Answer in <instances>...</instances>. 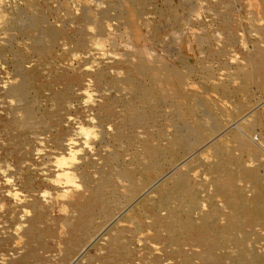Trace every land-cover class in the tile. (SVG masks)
<instances>
[{
	"label": "rangeland",
	"instance_id": "1",
	"mask_svg": "<svg viewBox=\"0 0 264 264\" xmlns=\"http://www.w3.org/2000/svg\"><path fill=\"white\" fill-rule=\"evenodd\" d=\"M170 1H172V4ZM191 1L152 0L147 3V7L141 12L140 7L130 3L129 0H0V91L3 90L1 92H4H0V117L1 115L2 117L14 116L13 110L19 106V104H24L16 93H14V95L12 94V91H15V88L22 79L21 73L16 67V61H18L17 58H21L20 65L22 71L30 72L36 69L38 75V79H31V100L33 99L32 101L37 108L38 114L35 116L27 115L23 109H19L20 111L18 110V114L14 113L20 123V125L17 124V131L25 133L23 135L25 140L23 146L26 155L20 163L21 165L12 162H2L0 156V161L3 163V165L0 163V207H2V210L0 209V215L6 216L11 212L10 209L17 208L16 212L11 213L13 215L9 214L11 219L14 218L16 223L7 230L0 227V245H2L1 242H3L5 236H10L9 247L4 249L0 246V264H6V262L3 261V258L7 261V258L9 259L18 256V251L22 248V244L25 240L23 238L21 227L24 229V226L25 228L28 226V220L34 212L32 205L33 202H40L47 208L49 215L59 220L58 222L61 220L58 225L59 233L62 236L63 234L65 235L66 227H64L65 223H63L62 220L67 217L69 210H67V213L66 209L68 208L63 206V201L66 199L64 196H68L72 189V192L82 190L83 183L80 176L82 175V172H88L87 167L84 166L87 162H82L83 165L81 163L79 164V162L90 159L96 162L95 164L97 166H101L110 154H114V156L121 159L122 163L128 167V169L132 168L131 164L134 160V156L142 151V142L149 137L146 132L147 130H144L143 127L140 126L126 124V128L135 131L137 137L135 141H130V143L127 139L120 143L115 142L114 134L116 133L117 128L123 124L122 121L126 122L127 119L125 118L130 105L134 104L139 106V108H144L145 104L149 102H144V100L142 102L140 97L143 94L142 90L145 88H150L152 95L158 94L160 100L159 108L161 115L163 116L162 118H164L162 121L164 120L166 123L167 132H172L174 130L171 125L176 122V120L172 118L171 120L169 118L170 115H173L175 118H182L180 119L182 122H194V117H192L193 115L191 112H197L200 110L201 101L199 99L202 97L204 100L215 105L217 110H215V112H217V114L211 116V118L213 121L216 118L217 120H221L223 122L222 130L228 128V133L226 131L225 133L220 134L222 130H219L218 132L217 123H211L209 115L203 114L200 119L203 128L201 134L207 138V140L202 143L203 147L200 145L192 151L194 153L190 152L192 155L189 153H179L175 155L174 158L168 161L169 164L167 163V165H164L163 171L158 172L157 178L153 180L149 189L143 185L145 181H142L143 184L141 183L140 180L142 175H140V173L136 174L135 178L138 185H143L140 188L142 190L137 193L131 203H127L126 205L123 203L120 208L115 211L113 218L110 219L109 222H106L107 225L105 224L101 230H98L99 232L97 231L98 233L95 235L97 237L91 239V244L88 246L89 248L87 247L84 258L80 260L79 257H77L79 259L77 264H84L86 261L85 257L89 258L90 255L95 256L96 253H105L106 250L102 247H105L110 240L113 230H124L127 237L129 236L128 230L133 228V223L125 221L123 216L127 215L129 209L136 206L145 197H155L157 195L156 191L158 187L165 183V180L159 183L161 179L159 177L167 174L168 171L170 172L166 176L169 177L173 173L172 171L187 170L186 163L188 164L195 159L202 160L206 163L215 160L214 155H212V145L228 140L230 131H236V126L232 124L237 122V119L240 116L233 118V115L236 114V109L233 104L212 88L203 91L204 89L201 88L200 85L205 84V86L211 87L221 80L223 81L227 79L229 70L225 64L228 66L232 65V68L234 65L245 63L242 52L249 50L255 45V42L260 41V33L258 30L262 29V31H264V29L261 28L264 26V19L260 14L263 3L262 0H234V5L231 10L227 5H223L224 7L221 5L218 9L213 7V4L216 2L213 0H194L192 4ZM99 4L101 5L98 6ZM186 8H188V10H186ZM241 9H243V11ZM84 12H86L85 16H83ZM103 12H105V14ZM218 13H220V15ZM41 15L45 16L44 20L37 25L40 28L39 31L42 32L38 33L35 31L33 33L31 28L32 24H34V18ZM223 17H226L228 23L224 22ZM159 22V27H161L160 31L157 34H154L153 26ZM14 24H17L16 27ZM139 24L142 25L140 26ZM88 25H90V27H88ZM49 26H52L55 29L65 30L67 35L52 40L47 34L43 33V30ZM258 27L260 28L258 29ZM37 33L41 37L40 40L35 38ZM228 33L230 34L231 39H233V46L231 44H226ZM198 36H203L209 40H207V44L204 47L203 45L201 46L202 42L200 39L199 42L201 44L198 43L199 46H197ZM119 38L122 39L119 41ZM39 45L44 48L43 51L38 48ZM6 47L7 49H5ZM177 47H179V50H177ZM223 47L228 49L227 55L223 57L215 56V54L221 51ZM196 51L198 53H196ZM41 54L45 57H42ZM135 59L136 61H134ZM237 59H240L241 61H238ZM223 60L225 61V64H223ZM31 61H39V63L36 64L35 62L34 64V62ZM144 67L147 71L141 73L139 70L144 69ZM177 70L186 76L184 84L186 85L184 86L186 89L184 87L183 89H180V87L177 86L178 79L174 74V71L177 72ZM55 71L60 74H66L67 79L71 81V94L68 97L69 100L67 99L66 104L62 106L61 109L55 103L53 96L57 90L64 87L63 81L65 79L55 77V74H58ZM142 75L144 76L142 77ZM165 75H168V77ZM131 76L133 77L134 83L129 81ZM165 78L170 79L175 87ZM34 80H43V82L49 83V85L41 90H37L39 84L34 82ZM238 82L239 81L235 80L230 84L234 87L239 85ZM239 97L242 98V102H244V105L247 107L246 112L250 111L249 109H252L251 111L253 112L264 114V91L254 89L252 99L250 100V98L247 99L244 91L239 90ZM109 99L115 100L111 104L113 118L109 121H101V112L99 108ZM219 101L221 103H219ZM57 111L59 112L58 122L53 118H47L45 120L39 119L46 112H50L51 114ZM119 111L121 112L119 113ZM241 122L242 121H240V123ZM238 123L239 122L236 124L238 125ZM227 125L229 127H225ZM214 126L216 127L214 128ZM158 127L159 126H156L153 129L154 133L158 130ZM169 128H171V130ZM129 129L127 131H129ZM237 130L239 131V129ZM61 132L62 141L60 142L61 146H59V142L55 143V139ZM242 132L240 133L242 134ZM0 134V146H2L5 143L4 141L6 137L2 130V126H0ZM250 139L253 140L251 141L252 146L259 152V156L256 157L250 153L246 154V163L249 167L255 166V163L258 165V161L264 163V158H262L264 157V143L257 135H251ZM151 142L153 144H164L166 143V140L155 136L151 139ZM201 142L202 140L200 139V143ZM207 152L209 154H207ZM238 153H240V150H238ZM249 156L252 158L250 157V159ZM140 158L143 161H148L149 159L142 155ZM59 159H61V161H59ZM75 165L76 167L74 168ZM198 167L200 168L198 169ZM167 168H170L171 170ZM198 170L199 172H197ZM189 175L191 178L198 181L201 180L202 182H206L209 180V175L203 171L201 166H196L191 172H189ZM205 175H207L208 178L207 176L205 177ZM158 178L159 181L157 180ZM38 179L40 181H38ZM119 180L121 182L120 184H122L120 192L122 193L124 190V192L127 193L126 191L129 182L122 181L121 179ZM123 184L126 186L124 187ZM247 186L251 189L248 193L250 195L253 188H251L249 184H247ZM212 188V186L209 187V192L212 191ZM68 191L70 192L68 193ZM202 195L203 199L201 201V208L208 210L210 207L209 200L204 193H202ZM133 200L135 201L133 202ZM215 202L219 207L224 206L222 198L219 196L215 198ZM61 206L65 208L63 209ZM22 208L23 211H21ZM121 210L123 212H121ZM62 226L63 228H61ZM104 228L105 230L102 233ZM5 232L7 235L2 234ZM16 232H18L19 235ZM152 233V230H146L138 231L135 235L130 234L133 236V238L132 236L129 237L130 242L132 243L131 249L137 248L139 256L146 253L144 250L146 249L144 248L145 245L149 246V250H155L151 253H163L164 248L161 243H153L149 240L145 241V236H152ZM61 239L62 237L59 236L57 240H60L59 242H61ZM57 240L56 242L58 243ZM143 242H146L147 244ZM156 244L158 246H156ZM58 246H61V244ZM17 248L19 250L16 252ZM4 252H6L5 255H3ZM147 255L150 254L147 253ZM147 259L149 258L146 257V260L143 262L139 259H137L138 261H135L137 264H147L149 261ZM55 261L56 260L53 259L52 262L49 261L46 264H55ZM163 262H166L165 264H171L173 261L167 259ZM163 262L160 264H164Z\"/></svg>",
	"mask_w": 264,
	"mask_h": 264
},
{
	"label": "bare ground",
	"instance_id": "2",
	"mask_svg": "<svg viewBox=\"0 0 264 264\" xmlns=\"http://www.w3.org/2000/svg\"><path fill=\"white\" fill-rule=\"evenodd\" d=\"M151 1L152 0H129L130 3L137 5V7L139 6L141 9L140 10L141 12H143V10L147 7L146 6L147 3L151 2ZM193 1L194 0L191 1V4ZM213 1H216L213 4V7L217 8V9L221 5L222 6L227 5L232 10V7L234 5V0H218V1L213 0ZM171 2L172 1H170V3ZM262 3H263V5H262V9L260 11V14H261V17L264 19V0H262ZM185 4H187V3H185ZM200 4H201V2H200ZM206 4H208V3H206ZM100 5L101 4H99L98 6H100ZM124 5H125V1H124ZM193 6H195V5H193ZM107 8H108V6H107ZM128 8H130V7H128ZM186 10H188V8H186ZM194 10H195V8H194ZM221 10H223V9H221ZM241 10L243 11V9H241ZM17 12H19V11H17ZM186 12H188V11H186ZM103 13L105 14V12H103ZM175 13H177V12H175ZM88 14H90V13H88ZM91 14H93V13H91ZM218 14L220 15V13H218ZM85 15H86V12L83 13V16H85ZM44 17L45 16L41 15V16H37L36 18H34V22L32 21L34 24H32V28H31V31L33 30V33L35 31H37L38 33L42 32V31H39L40 28L38 27L37 24H39V22L43 21ZM129 17H130V15H129ZM167 19H168V17H167ZM223 20H224V22L228 23V20L226 19V17L225 18L223 17ZM173 21H175V20H173ZM240 21H241V19H240ZM79 22H81V21H79ZM259 23H261V22H259ZM133 24H134V22H133ZM253 24H255V23H253ZM16 25H15V27H16ZM71 25H73V24H71ZM109 25H108V27H109ZM159 25H160V22L158 24L157 23L154 24V26H153V30H154L153 33L154 34H157L160 31L161 27H159ZM88 27H90V25H88ZM259 28L260 27H258V29ZM261 28L264 29V26ZM73 29H74V27H73ZM18 30H20V29H18ZM121 31H122V29H121ZM175 31H176V29H175ZM258 31L260 33V41L255 42V45L252 48H250L249 50L242 52L243 58L245 60L244 64H237L231 68L232 65L231 66L226 65L225 61L223 60V64H225V66L228 67V70H229V75H228L227 79H225L223 81L221 80L220 82L212 85L211 87L205 86V84L200 85V87L204 89L203 91L212 88L215 91H217L222 97L226 98V100L230 101L236 109V114L233 115V118L240 116L237 119V122H239L238 125L236 124L237 122L232 124V125L236 126V131L235 130H233V132L230 131V134H229L230 136L228 135V137H229L228 140L226 139L227 141H225V142H218V143H215L214 145H212V148H213V151H212L213 154L212 155H214L215 160L210 162V163H206V162H203L202 160L195 159L188 164L186 163V165H187L186 169L187 170H185L183 168L184 170L172 171L173 173L169 177L166 176L170 172V171H168L167 174L159 177V178H161L160 181H159V178L157 179L159 181V183L161 181L163 182V180H165V183L162 184V186L158 187V189L156 191L157 195L155 197H145L136 206L132 205L133 207L131 209H129V212L127 213V215L123 216L125 218L124 219L125 221L133 223V228L128 230L129 236L127 237V234L124 230H121V229L113 230V232L110 236V240L108 241V243L106 244L105 247H102L106 250L105 253L100 252V253H96L95 256L90 255L89 258L85 257L86 261L84 264H137V262H136V261H138L137 259H139L140 261L143 262L146 260V257L149 258V259H147L149 261L148 262L146 261L147 264H160L161 262H163L164 260H167V259H171V261H173L171 264H264V163H260L261 161H258V165H256V163H255L254 164L255 166H251V167H249L248 164L246 163L247 162V159H246L247 153L255 155L256 157L259 156V152L256 149H254V147L252 146L251 141H253V140L250 139V136L251 135H257V136H259V139H261L262 142L264 143V114L253 112V111H251L252 109H249L250 111L246 112L247 107H246V105H244V102H242V98L239 97V90L244 91L245 96H247V99L250 98V100L252 99L254 89H260V90L264 91V31H262V29H260ZM38 33L35 36V38L37 40H40L41 37H40V35H38ZM43 33L47 34L52 40H56L59 37H65L67 35V32L65 30L55 29L52 26L46 27L43 30ZM120 34H121V32H120ZM159 35H161V34H159ZM212 35H215V34H212ZM216 35H217V33H216ZM227 35L228 36H227L226 44H231L233 46V43H232L233 39H231L229 33ZM114 36H116V35H114ZM12 38H14V37H12ZM114 38H116V37H114ZM165 38H166V36H165ZM120 39H122V38H119V41H120ZM199 39L202 42V44L199 42ZM207 40L208 39H206L203 36L199 37L197 39V46H199V44H201V46L203 45V47H204L207 44ZM166 41H168V40H166ZM195 41H196V39H195ZM212 41H213V39H212ZM151 42H152V40H151ZM120 44H121V42H120ZM159 45H161V44H159ZM38 48H40L41 51L44 50V48L40 45L38 46ZM116 48H118V47H116ZM178 48L179 47H177V50H179ZM5 49H7V47ZM199 50H201V49H199ZM203 51H205V50H203ZM133 52H135V51H133ZM143 52H145V51H143ZM26 53H27V51H26ZM113 53H115V52H113ZM152 53H154V52H152ZM196 53H198V52L196 51ZM227 53H228V49H226V47L225 48L223 47V49L221 51L217 52L215 54V56L223 57V56L227 55ZM39 57H40V55H39ZM42 57H45V56L42 55ZM134 58H135V56H134ZM174 58H176V57H174ZM235 58H236V56H235ZM17 59H18V61H16V67L20 71L22 79H21V82L15 88V91H12V94L14 95V93H16L17 96L20 98V100L24 104L23 105L19 104V106H17L13 110L14 116L9 117L7 115L8 117H2V115H1V117H0V126H2V130L4 131V133L6 135L4 145L0 146V150H1L0 156H1L2 162H12L15 164H20L26 155V152L24 150L25 148L23 146L25 144V140H24V136H23L25 133H23L21 131H17V129H18L17 124L20 125V123L18 122V118H16V115L14 113L18 114V110L23 109L25 111V113H27V115L29 114V115L35 116L38 114L37 108H36L34 102L32 101L33 99L31 100V98H32L31 97V95H32V89H31L32 80L31 79L32 78L38 79V75H37L36 69H34L33 71H30V72L22 71L21 65H20L21 58L18 57ZM36 61H37V58H36ZM134 61H136V59ZM238 61H241V60L239 59ZM31 62H34V61H31ZM35 62H34V64H35ZM28 63H30V62H28ZM37 63H39V61L36 62V64ZM164 64H165V62H164ZM129 65H130V63H129ZM114 66H116V65H114ZM164 67H166V66H164ZM9 69H10V67H9ZM188 69H190V68H188ZM64 71H65V69H64ZM139 71H141V73H145L147 70L144 67V69H141ZM56 73H58V74H55L56 75L55 77H61L62 79H65L63 81L64 87L62 89L57 90L53 96L55 103L61 109V107L66 104V101L71 94V81H69L67 79L66 74H60L59 72H56ZM174 74L178 79L177 80L178 81L177 86H179L180 89H183V87L186 86V85H184L185 79H186L185 74H181V72L178 70H177V72L174 71ZM46 75H47V73H46ZM143 76L144 75H142V77ZM165 76L168 77V75H165ZM169 76H170V73H169ZM213 78H215V77H213ZM165 79L170 81V79H168V78H165ZM214 80H216V79H214ZM235 80L239 81L238 82L239 85L232 87V85L230 83H232ZM129 81L134 83L132 76L129 78ZM143 81H145V80H143ZM169 81H168V83H169ZM34 82H37L39 84V86L37 87V90H41L42 88H45L47 85H49V83H45V82H43V80H40V81L34 80ZM140 82H141V79H140ZM187 82H189V81H187ZM168 83H167V85H168ZM171 84L173 85L172 82H171ZM165 85H166V83H165ZM173 86L175 87V85H173ZM122 87H123V85H122ZM140 88H142V87H140ZM167 89H169V88H167ZM170 89H171V87H170ZM1 91H3V90H1ZM142 91H143V94H142V96H140L142 102H143V100H144V102L145 101H149V102L145 104L144 108H139V106H136L134 104L130 105L128 108L126 118H125V119H127L126 122L122 121L123 124L117 128V131L114 134V141L115 142L120 143L121 141L127 139V140H129L128 142L130 143V141H135L137 137H136L135 131L130 130L129 128H126V124H130L132 126H140V127H143L144 130H147L146 132H147L149 137L142 142V151L137 153L134 156V160L131 164L132 168L128 169V167H126L122 163L121 159H119L117 156H114V154H112V155L110 154L106 158L104 163L101 164V166H97L95 164L96 162H94L93 160H90V159L89 160L86 159L85 161L82 160L81 162H79V164L80 163L82 164V162H87L88 165L86 164L84 166L87 167L88 172H86V173L82 172V175L80 176L81 181L83 183V189L77 190L75 192H72L73 191V189H72L71 193L68 194V196H64V197H66V199L63 201V203H64L63 206H66L68 208V209H66V212H67V210H69V214L67 215V217L64 220H62V222L65 223L64 227H66L65 235L63 234V236H62L59 233L58 225L61 222V220H60V222H58L59 220H57V219L53 218L51 215H49L47 208L44 205H42L40 202H33L32 205H33V211L34 212H33V215L28 220V226L26 225L27 226L26 228L24 226V229H23V227H21L22 225L20 226L22 228L23 238L25 239L23 244H22V248L20 250L18 249L19 247L16 249V252L19 250L18 256H16V254H15L16 257H14V258L11 257L9 259L7 258V261H5L3 258V261L6 262V264H46L49 261L52 262L53 259L56 260L55 264H68V263L69 264H73V263L77 264L79 259L81 260L84 258L87 247L91 244V242H90L91 239L93 237H95V238L97 237L95 235L99 232L98 230H101V228H103L105 224L107 225L106 222H109V220L113 218V214L115 213L116 210H118L120 208V206L123 203L125 205L127 203H131L132 199L137 195V193L142 190L140 188L143 185L145 187H148L147 189H149L153 180L155 178H157L158 172L163 171L164 165L165 164L167 165L168 161H170V159L174 158L175 155H177L179 153L191 154L190 152L194 151L196 148H198L200 145H202V143L205 140H207L206 136H203V134H201L203 128H202V124L200 122V119L203 116V114L209 115V119H210L211 123H213V122L217 123L218 132H219V130H222V128H223V122L221 120H219V119L217 120V118H216L213 121L211 118V116H214L217 114V112H215V110H216L215 105L211 104V102H208L207 100H204L201 97V95L199 94L201 97L199 99L201 101V103L198 102V103H200V110L197 112H191L190 111L193 115L192 117H194V122H188V121L182 122L180 120L182 118L179 119V117L175 118L173 115H170L169 118L176 120V122H174L173 125H171L174 128V130L172 132H167L166 123L164 120L162 121V119H164V118H162L163 116L161 115V111L159 108V105H160L159 101L160 100H159L158 94L152 95L150 88H145ZM1 93H4V92H1ZM164 93H165V91H164ZM72 95H73V93H72ZM208 96H210V95H208ZM102 101H103V99H102ZM114 101L115 100H111V99L106 100L105 103L100 106L99 109L101 112L100 113V120L101 121H109L111 118H113V116H112L113 115V113H112L113 109H112L111 104ZM70 102H71V100H70ZM70 102H67V103H70ZM219 103H221V102L219 101ZM51 107H53V106H51ZM120 112L121 111H119V113ZM2 113H3V111H2ZM8 113H10V112H8ZM6 114H4V115H6ZM49 114H50V112H46L39 119L45 120L47 118H53V119L57 120L56 122H58V120H59V118H58L59 112L58 111L51 113L50 115ZM170 119H169V121H170ZM167 121H168V118H167ZM240 121H242V122L240 123ZM232 122H234V121H232ZM230 124H231V122H230ZM154 125L159 126L158 130L155 133H154L153 129L156 126H154ZM215 127L216 126H214V128ZM225 127H229V126L227 125ZM30 129H32V128H30ZM36 129H37V127H36ZM109 129H111V128H109ZM128 129H129V131H127ZM169 129L171 130V128H169ZM237 129H239L240 132L243 131L242 134L244 136ZM226 131L228 133V128H224L220 132V134H223ZM35 135H37V134H35ZM155 136L158 138H162V139L166 140V143H164V144H161V143L153 144L151 142V139H153ZM43 137H44V135H43ZM200 139L202 140L201 143H200ZM3 140H4V138H3ZM191 140H192V142H191ZM61 141H62V132L59 133L58 136L56 137L55 143L59 142V144H60L59 146H61V143H60ZM207 143H209V142H207ZM259 143H261V142H259ZM256 145H258V144H256ZM27 146H26V148H27ZM202 147H203V145H202ZM257 147H260V146H257ZM238 150H240V153H238ZM208 151H209V149H208ZM192 153H194V152H192ZM207 154H209V153L207 152ZM141 155L149 158L148 161H143L140 158ZM203 155H204V153H203ZM206 156L210 157L209 155H206ZM250 157L251 156H249V158ZM260 157H262V156H260ZM64 158H63V160H64ZM262 158H264V157H262ZM206 159H208V158H206ZM59 161H61V159H59ZM249 162H251V161H249ZM252 162H254V161H252ZM0 163H1V161H0ZM1 164L3 165V163H1ZM196 166H201L203 171L209 175L208 181L202 182L201 180L198 181V180H195L194 178L190 177L189 172H191ZM75 167H76V165L74 166V168ZM199 168L200 167H198V169ZM167 169H170V168H167ZM197 172H199V170ZM139 173H140V175H142V178H141V180L140 179H138V180H140L142 184H143L142 181H145L143 185L142 184L138 185V182L135 178V175L139 174ZM194 173H196V172H194ZM1 174H3V173H1ZM206 176L207 175H205V177ZM207 178H208V176H207ZM119 179H121L122 181H125V182H127V181L129 182V184L127 186V191H126L127 193H125L124 190L122 191V193L120 192V190L122 188V184H120L121 182ZM38 181H40V180L38 179ZM158 181H157V183H158ZM247 184H249L250 187L253 188V191L251 192L250 195L248 193H249V191H251V189H249V186H247ZM123 186H124V184H123ZM211 186L213 188H212V191L209 192V187H211ZM41 190H43V189H41ZM69 192L70 191H68V193ZM202 193H204L209 200V206L210 207L208 210L207 209L204 210L201 208V201L203 199ZM218 196L222 198V201L224 203L223 207H219L215 202V198ZM135 200H136V198H135ZM135 200H133V202ZM1 202H3V201H1ZM14 204H16V203H14ZM9 206H11V205H9ZM1 208L2 207H0V209ZM127 208H128V206H127ZM16 209L17 208L10 209L11 212L8 213L6 216L0 215L1 216V218H0V227L1 228L7 230L8 228H11L16 223L14 221V218L11 219V217L9 216V214H11L12 212H16ZM24 210H25V208H24ZM21 211H23V208ZM121 212H123V211L121 210ZM11 215H13V214H11ZM18 217H19V215H18ZM117 224H119V223H117ZM61 228H63V226ZM61 228H60V231H61ZM105 228L102 230V233L104 232ZM10 230H13V229H10ZM146 230H152L153 233H152V236H148L147 235L148 233H147L146 234L147 236H145V238H144L145 241L149 240L150 242H153V243L154 242L161 243L163 245V248H164L163 253H161V254L151 253V252H154L155 250H153V251L149 250V248H148L149 246H147V245L144 246V248H146V249H144L146 251V253L145 254L143 253V255H140V256H139V252L137 251V248L131 249L132 243L130 242L129 237H131L132 235H135L138 231H146ZM5 233H2V234L7 235V233L6 234ZM16 233L18 234V232H16ZM130 234H132V235H130ZM20 236H22V235H20ZM59 236L62 237L61 242H59L60 240L59 241L57 240L59 238ZM105 237H106V235H105ZM132 238H133V236H132ZM3 239H4L3 242H1L2 245H0V246L3 247L4 249H7L9 247L8 244H9L10 236L9 235L5 236ZM18 239H19V237H18ZM56 240L58 241V243L56 242ZM15 241H16V239H15ZM143 243H146V242H143ZM59 244H61V246H58ZM258 244H260V245H258ZM156 246H158V245L156 244ZM156 246H154V247H156ZM10 250H12V249H10ZM144 250H142V251H144ZM5 253L6 252H4L3 255H5ZM13 253H12V255H13ZM147 253H149L150 255H147ZM77 257H79V259Z\"/></svg>",
	"mask_w": 264,
	"mask_h": 264
}]
</instances>
